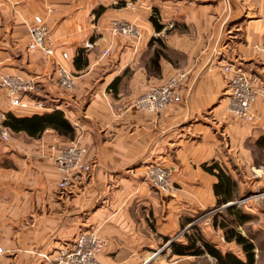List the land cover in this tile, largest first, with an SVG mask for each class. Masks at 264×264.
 <instances>
[{
    "label": "crops",
    "instance_id": "0c3cea01",
    "mask_svg": "<svg viewBox=\"0 0 264 264\" xmlns=\"http://www.w3.org/2000/svg\"><path fill=\"white\" fill-rule=\"evenodd\" d=\"M122 1L125 7L114 8ZM154 10L161 32L150 20ZM36 16L49 28L54 59L28 51ZM115 21L134 25L138 35H115ZM80 49L88 65L76 67ZM222 59L257 78L252 120L228 110ZM58 63L74 77L72 91L60 87ZM182 72L186 78L162 113L134 107L149 88ZM3 76L38 85L13 109L0 85V132L10 134L6 142L0 134V264H44L39 253L86 231L107 242L100 264H134L153 250L156 233L168 238L191 226L195 214L215 211L218 179L205 166L217 163L238 184L237 195L236 174L255 171L250 145L264 136V0H0V82ZM54 110L75 128L73 140L54 130L36 139L2 126L8 114ZM73 142L87 149L93 172L63 193L55 160ZM151 166L171 171L169 194L145 178Z\"/></svg>",
    "mask_w": 264,
    "mask_h": 264
},
{
    "label": "built area",
    "instance_id": "2783aa9c",
    "mask_svg": "<svg viewBox=\"0 0 264 264\" xmlns=\"http://www.w3.org/2000/svg\"><path fill=\"white\" fill-rule=\"evenodd\" d=\"M30 43L28 51H40L46 57L54 59L56 50L50 38V31L44 19L40 16L34 18L30 25ZM115 35L133 37L138 35L137 28L125 21H115L112 25ZM90 47V45H88ZM107 52L104 53L106 55ZM68 59V54H63ZM222 68L228 75V110L230 113L244 120H252V105L255 103L258 90L254 83L257 78H250L241 66L229 63L222 59ZM60 74L59 85L65 91H72L75 87L74 77L61 65L57 64ZM186 78L184 72L170 79L166 84L149 88L134 103V107L152 114H160L168 108L175 96L179 84ZM0 85L7 92V106L10 109L19 107L22 95L33 92L38 80H23L19 77L3 76ZM3 139L9 141V132L4 130ZM87 149L78 143H71L62 149L56 157V167L60 173L58 189L69 193L84 185L93 172L92 164L86 163L84 157ZM171 171L161 166L148 167L145 178L161 192L169 193L171 190ZM105 242L94 231L82 232L71 243L62 244L51 252L39 253L38 256L44 264H100L98 256L104 251ZM4 254L0 248V256Z\"/></svg>",
    "mask_w": 264,
    "mask_h": 264
},
{
    "label": "trees",
    "instance_id": "16d2710c",
    "mask_svg": "<svg viewBox=\"0 0 264 264\" xmlns=\"http://www.w3.org/2000/svg\"><path fill=\"white\" fill-rule=\"evenodd\" d=\"M125 1L119 2L114 8L125 7ZM105 11L104 7H100L95 11L98 17ZM156 32H161L163 26L160 24V15L157 10H154L151 18ZM161 51H157L156 55L159 57ZM86 49H80L75 58L76 67L88 65ZM31 93V92H29ZM26 93V94H29ZM39 101H46L43 98H37ZM2 126L11 130L13 133H26L31 138H41L42 135L48 130L56 131L60 136L73 140L76 136V130L71 123L65 118L62 111L54 110L52 113L44 115H34L28 118H17L13 114H8L3 121ZM255 147L264 150V136L260 137L255 144ZM205 170L216 176L218 183L214 186V192L217 197V206L213 215V227L216 230L222 231L223 238L226 243L236 244L243 254L244 259H240L232 252H222L212 242L208 241L195 224L191 227L193 233H184L185 242H171V250L173 256L178 257H203L208 255L212 257L217 264H256L255 244L250 237H245L239 228L243 227L254 221V216L244 213L239 207L224 208L230 202H235L238 192V184L233 178L227 175L223 169L214 163L210 167L205 166ZM194 220H190L188 224H193ZM183 229L185 226L182 227ZM165 243L170 242L169 238L164 239Z\"/></svg>",
    "mask_w": 264,
    "mask_h": 264
},
{
    "label": "rangeland",
    "instance_id": "374dc122",
    "mask_svg": "<svg viewBox=\"0 0 264 264\" xmlns=\"http://www.w3.org/2000/svg\"><path fill=\"white\" fill-rule=\"evenodd\" d=\"M4 130L5 129H2L0 132L2 139ZM250 146L252 161L254 163L253 169H255V171H252V173L248 175L247 173L243 174V170H241V174H236L240 189L237 200L233 202L234 205L229 207L237 206L241 210L254 216V221L243 226V228H239V231L243 235L252 238L254 241L256 247V264H264V150L255 147L254 143H251ZM164 194L167 195L169 193ZM229 207L226 206L223 207V209ZM215 212L216 210H210L198 213L197 215L195 214L194 219L189 218L190 220H194L191 226L186 229L181 228L180 230L176 229V231L173 230L171 232V235L168 237L170 242H185L184 233H193L191 227L196 224L204 237L222 252H232L242 256L238 246L226 244L222 240V231L214 230L212 227V220ZM100 238L105 242L106 248L107 242L104 238ZM164 239V237L156 233L152 246L153 250H150L145 255H139L138 261L136 263L134 262V264H217L216 261L208 255L199 258L173 256L172 250L170 249V242L165 243Z\"/></svg>",
    "mask_w": 264,
    "mask_h": 264
},
{
    "label": "water",
    "instance_id": "95a60500",
    "mask_svg": "<svg viewBox=\"0 0 264 264\" xmlns=\"http://www.w3.org/2000/svg\"><path fill=\"white\" fill-rule=\"evenodd\" d=\"M233 205H234V203H231V204L228 205V207H229V206H233Z\"/></svg>",
    "mask_w": 264,
    "mask_h": 264
}]
</instances>
